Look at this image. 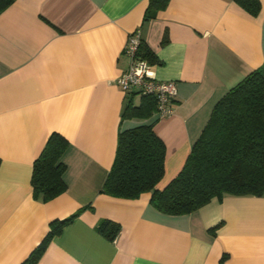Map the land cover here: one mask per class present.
<instances>
[{
	"label": "crops",
	"instance_id": "crops-1",
	"mask_svg": "<svg viewBox=\"0 0 264 264\" xmlns=\"http://www.w3.org/2000/svg\"><path fill=\"white\" fill-rule=\"evenodd\" d=\"M257 1L252 14L238 0H169L147 21L149 0H15L0 12V264L25 262L52 221L79 210L37 264H264V194L213 197L171 215L150 204V192L100 191L119 132L142 122L154 121L166 146L157 187L180 171L216 101L264 63ZM135 30L159 60L155 78L175 82L168 117H123L127 95L115 80L130 64L124 48ZM52 132L69 141L67 189L43 202L30 179ZM101 219L119 224L113 241L97 231Z\"/></svg>",
	"mask_w": 264,
	"mask_h": 264
},
{
	"label": "trees",
	"instance_id": "trees-1",
	"mask_svg": "<svg viewBox=\"0 0 264 264\" xmlns=\"http://www.w3.org/2000/svg\"><path fill=\"white\" fill-rule=\"evenodd\" d=\"M14 1L0 0V12ZM168 2L149 0L143 21L154 18ZM238 2L252 14L259 9L257 0ZM166 42L165 35L161 44ZM136 56L151 65L159 61L142 40ZM155 108L153 96L132 93L127 96L123 117L145 121L151 118ZM68 145L69 141L58 132H52L47 138L32 164L30 182L35 199L47 202L66 191V165L62 156ZM165 155L166 146L154 131V121L121 130L101 193L136 199L150 192V204L171 215L193 212L213 197L264 194V63L216 101L182 168L160 189L157 185L165 174ZM80 211L52 221L42 243L22 264H37L45 244L61 233ZM119 230V224L108 219H101L97 225V231L110 241L117 237Z\"/></svg>",
	"mask_w": 264,
	"mask_h": 264
},
{
	"label": "built area",
	"instance_id": "built-area-1",
	"mask_svg": "<svg viewBox=\"0 0 264 264\" xmlns=\"http://www.w3.org/2000/svg\"><path fill=\"white\" fill-rule=\"evenodd\" d=\"M141 43L140 31L135 30L129 34L124 51L130 56V64L115 80V84L130 95H150L155 98V114L158 118H165L172 114L173 105L177 95L175 82L172 80H159L151 71V64L136 56Z\"/></svg>",
	"mask_w": 264,
	"mask_h": 264
},
{
	"label": "rangeland",
	"instance_id": "rangeland-1",
	"mask_svg": "<svg viewBox=\"0 0 264 264\" xmlns=\"http://www.w3.org/2000/svg\"><path fill=\"white\" fill-rule=\"evenodd\" d=\"M135 102H136V103L138 102V98L135 99Z\"/></svg>",
	"mask_w": 264,
	"mask_h": 264
}]
</instances>
